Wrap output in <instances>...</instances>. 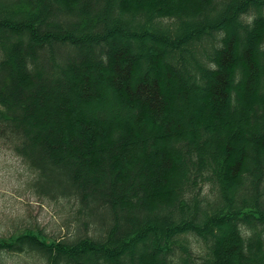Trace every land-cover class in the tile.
<instances>
[{"label": "trees", "instance_id": "trees-1", "mask_svg": "<svg viewBox=\"0 0 264 264\" xmlns=\"http://www.w3.org/2000/svg\"><path fill=\"white\" fill-rule=\"evenodd\" d=\"M0 141L75 222L0 264H264V0H0Z\"/></svg>", "mask_w": 264, "mask_h": 264}, {"label": "rangeland", "instance_id": "rangeland-1", "mask_svg": "<svg viewBox=\"0 0 264 264\" xmlns=\"http://www.w3.org/2000/svg\"><path fill=\"white\" fill-rule=\"evenodd\" d=\"M34 173L23 158L0 141V232H10L15 223L30 222L47 235L65 236L74 228V202L69 198L50 199L36 192ZM197 250V239L191 237Z\"/></svg>", "mask_w": 264, "mask_h": 264}]
</instances>
